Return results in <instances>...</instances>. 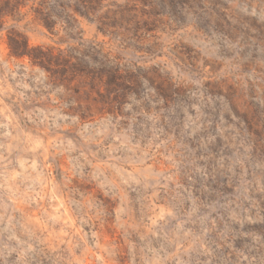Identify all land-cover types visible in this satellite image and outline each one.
I'll return each instance as SVG.
<instances>
[{"label":"rangeland","instance_id":"rangeland-1","mask_svg":"<svg viewBox=\"0 0 264 264\" xmlns=\"http://www.w3.org/2000/svg\"><path fill=\"white\" fill-rule=\"evenodd\" d=\"M0 264H264V0H0Z\"/></svg>","mask_w":264,"mask_h":264},{"label":"trees","instance_id":"trees-1","mask_svg":"<svg viewBox=\"0 0 264 264\" xmlns=\"http://www.w3.org/2000/svg\"><path fill=\"white\" fill-rule=\"evenodd\" d=\"M12 52L14 54H17V55H20V56H25V55H29L31 56L32 58L34 57L32 52H31V48L29 47V44H28V41L25 42V44L23 43L22 46H14L12 44Z\"/></svg>","mask_w":264,"mask_h":264}]
</instances>
